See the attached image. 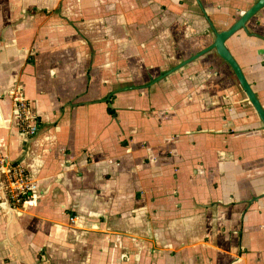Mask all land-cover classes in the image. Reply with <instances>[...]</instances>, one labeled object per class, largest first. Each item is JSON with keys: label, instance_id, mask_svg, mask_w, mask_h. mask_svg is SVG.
<instances>
[{"label": "crops", "instance_id": "crops-1", "mask_svg": "<svg viewBox=\"0 0 264 264\" xmlns=\"http://www.w3.org/2000/svg\"><path fill=\"white\" fill-rule=\"evenodd\" d=\"M256 1L0 0V155L36 184L0 264H264L263 123L215 50L182 66ZM226 46L264 109V8Z\"/></svg>", "mask_w": 264, "mask_h": 264}, {"label": "built area", "instance_id": "built-area-1", "mask_svg": "<svg viewBox=\"0 0 264 264\" xmlns=\"http://www.w3.org/2000/svg\"><path fill=\"white\" fill-rule=\"evenodd\" d=\"M13 104V114L18 129L32 138L38 132L36 117L25 100L22 90L14 88L9 92ZM36 184L25 168L0 155V199L10 206L18 207L32 201ZM74 219L71 218V221Z\"/></svg>", "mask_w": 264, "mask_h": 264}, {"label": "water", "instance_id": "water-1", "mask_svg": "<svg viewBox=\"0 0 264 264\" xmlns=\"http://www.w3.org/2000/svg\"><path fill=\"white\" fill-rule=\"evenodd\" d=\"M264 8V0H257L248 10H246L239 19L234 22L227 30L220 32L214 31V42L205 50L199 52L195 56L191 57L189 60L183 62L182 66L195 60L199 56L205 54L210 50H215L216 54L231 68L236 80L238 81L240 87L246 94L248 101L256 111L259 119L264 126V109L257 99L254 91L252 90L250 84L246 80L239 64L229 52L226 41L233 36L238 31L245 29L247 23L261 10Z\"/></svg>", "mask_w": 264, "mask_h": 264}]
</instances>
